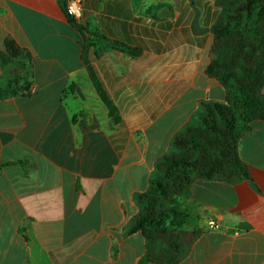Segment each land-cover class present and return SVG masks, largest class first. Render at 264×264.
<instances>
[{"label": "crops", "instance_id": "0c3cea01", "mask_svg": "<svg viewBox=\"0 0 264 264\" xmlns=\"http://www.w3.org/2000/svg\"><path fill=\"white\" fill-rule=\"evenodd\" d=\"M64 1L0 0V264H264V121L238 144L250 179L194 181L172 243L131 233L174 138L226 102L206 73L220 1L85 0L84 35Z\"/></svg>", "mask_w": 264, "mask_h": 264}, {"label": "trees", "instance_id": "16d2710c", "mask_svg": "<svg viewBox=\"0 0 264 264\" xmlns=\"http://www.w3.org/2000/svg\"><path fill=\"white\" fill-rule=\"evenodd\" d=\"M219 1L222 11L212 29V60L206 73L226 89V102L205 105L201 125L188 128L174 138L177 151L163 157L158 164L163 180L140 195L146 208L131 233L143 230L149 244L157 240L173 242V235L179 233L176 228L182 227L188 217L176 207L180 198L189 196L194 181L236 184L250 179L246 165L240 160L238 144L253 122L264 121V0ZM66 5L67 0L64 9L68 20L84 35V28L68 15ZM256 8L259 13L254 22L243 25L240 31L231 28V23L238 22L243 14L248 21ZM87 44L86 39L85 49ZM115 46L133 56L139 54L121 43L116 42ZM0 61L9 64L13 59L0 50ZM88 71L110 117L119 123L121 115L117 106L90 66ZM2 168L0 166V170ZM169 210L179 219L170 224V228L163 226L161 220ZM179 259L174 257L169 264ZM150 262L152 260L146 258L140 264Z\"/></svg>", "mask_w": 264, "mask_h": 264}, {"label": "rangeland", "instance_id": "374dc122", "mask_svg": "<svg viewBox=\"0 0 264 264\" xmlns=\"http://www.w3.org/2000/svg\"><path fill=\"white\" fill-rule=\"evenodd\" d=\"M241 1H245V0H241ZM259 11L258 9L256 8L252 14L250 15V19L248 21H246V16L245 14L241 15L240 16V20L238 22H234V23H231V28L235 31H240V28L243 26V25H246V24H249L254 22V20L257 19V15H258ZM252 30V27L250 28ZM250 30V31H251ZM253 32V30L251 31ZM157 204V203H156ZM179 212H185L186 215L188 216L187 214V211H185L184 209V206L182 207V201L180 200V202H178V207H176ZM170 209H173V208H170ZM177 217H175L174 213L169 210L168 212H166L163 216V219H161L163 221L162 225L165 226V227H169L170 228V224L172 223H175V221H177ZM179 220V219H178ZM186 222L184 223V225L182 227H178L176 228L177 231L179 232L184 226H185ZM177 240V238H174Z\"/></svg>", "mask_w": 264, "mask_h": 264}, {"label": "built area", "instance_id": "2783aa9c", "mask_svg": "<svg viewBox=\"0 0 264 264\" xmlns=\"http://www.w3.org/2000/svg\"><path fill=\"white\" fill-rule=\"evenodd\" d=\"M84 3L85 0H67V13L78 24H81L84 15ZM211 228H217V225L213 222L210 225Z\"/></svg>", "mask_w": 264, "mask_h": 264}]
</instances>
